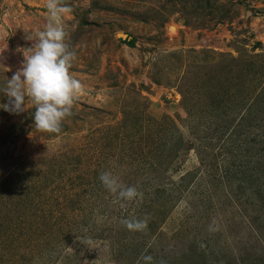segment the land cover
Wrapping results in <instances>:
<instances>
[{
  "label": "rangeland",
  "instance_id": "1",
  "mask_svg": "<svg viewBox=\"0 0 264 264\" xmlns=\"http://www.w3.org/2000/svg\"><path fill=\"white\" fill-rule=\"evenodd\" d=\"M60 3L82 87L0 109V264H264V0ZM46 5L0 0V104Z\"/></svg>",
  "mask_w": 264,
  "mask_h": 264
},
{
  "label": "clouds",
  "instance_id": "2",
  "mask_svg": "<svg viewBox=\"0 0 264 264\" xmlns=\"http://www.w3.org/2000/svg\"><path fill=\"white\" fill-rule=\"evenodd\" d=\"M46 7V21L26 36L32 46L23 50L22 67L7 79L3 89L7 103L0 104V109L10 114L22 113L28 98L35 108L32 114L35 127L59 133L62 120L72 114L74 98L82 85L70 73L75 53L65 42L68 32L64 17L72 9L62 5L60 0H47ZM99 180L108 191L118 193L124 200H131L137 195L134 188L125 187L110 172L102 173ZM124 223L133 230L145 227L143 221ZM143 260L147 264L152 257L144 256Z\"/></svg>",
  "mask_w": 264,
  "mask_h": 264
},
{
  "label": "water",
  "instance_id": "3",
  "mask_svg": "<svg viewBox=\"0 0 264 264\" xmlns=\"http://www.w3.org/2000/svg\"><path fill=\"white\" fill-rule=\"evenodd\" d=\"M118 37H120L121 39H126L127 38V36L124 35V34H118Z\"/></svg>",
  "mask_w": 264,
  "mask_h": 264
}]
</instances>
